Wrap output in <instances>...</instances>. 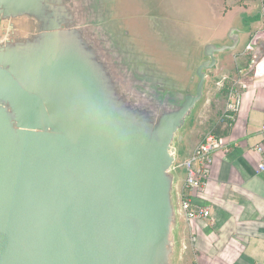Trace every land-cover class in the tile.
<instances>
[{
	"label": "water",
	"instance_id": "1",
	"mask_svg": "<svg viewBox=\"0 0 264 264\" xmlns=\"http://www.w3.org/2000/svg\"><path fill=\"white\" fill-rule=\"evenodd\" d=\"M114 5L0 0V264H177L178 144L241 29L180 88Z\"/></svg>",
	"mask_w": 264,
	"mask_h": 264
},
{
	"label": "crops",
	"instance_id": "2",
	"mask_svg": "<svg viewBox=\"0 0 264 264\" xmlns=\"http://www.w3.org/2000/svg\"><path fill=\"white\" fill-rule=\"evenodd\" d=\"M117 2L123 17L117 19L126 24L139 50L171 76L189 83L204 46L227 43L230 29H241L238 47L218 54L216 67L208 72L207 120L226 147L215 153L209 181L195 195L211 216L192 222L181 219L180 254L187 264L264 261V172L258 171L262 155L255 149L264 145V0ZM233 78L238 79L243 104L230 125L220 120L227 102L221 89Z\"/></svg>",
	"mask_w": 264,
	"mask_h": 264
},
{
	"label": "built area",
	"instance_id": "3",
	"mask_svg": "<svg viewBox=\"0 0 264 264\" xmlns=\"http://www.w3.org/2000/svg\"><path fill=\"white\" fill-rule=\"evenodd\" d=\"M237 81L238 79L236 78L230 79L227 102L220 116L221 121L230 125L237 121L243 104V95L238 88ZM261 131L264 135V125ZM225 147L226 144L223 138L217 136L214 130L211 129L193 146L192 151L182 163V166L185 167L186 175L181 188L180 212L189 222L211 216L210 208L197 203L195 195L197 190L201 189L209 181L215 153ZM255 149L262 155L258 171L264 172V145H256ZM256 264H264V261Z\"/></svg>",
	"mask_w": 264,
	"mask_h": 264
},
{
	"label": "rangeland",
	"instance_id": "4",
	"mask_svg": "<svg viewBox=\"0 0 264 264\" xmlns=\"http://www.w3.org/2000/svg\"><path fill=\"white\" fill-rule=\"evenodd\" d=\"M119 0H115V5L112 7L113 9V15L115 17L118 18V16H120L121 18H123L121 16V10H120V4L117 2ZM122 23V22H121ZM125 23H122L121 26H123L124 28H126ZM182 74H186V71L182 68L180 69ZM181 82L179 86L180 88H183V83H185L184 77H180ZM187 80V79H185ZM187 90V89H182ZM206 101L198 108L197 112L195 113L193 119L190 121V123L186 126L185 128V132H184V142L179 143L178 144V159L177 162H181L183 159L184 154L187 152V149L190 146H194L197 144V142H199L204 136L205 134L208 132L209 129L212 128V122L208 121L209 118L208 114L206 112V107H205ZM208 119V120H207ZM178 173V184L179 186L182 184L183 179H184V173L181 170H176ZM187 259L186 256L184 254H180L179 258L177 260V264H187Z\"/></svg>",
	"mask_w": 264,
	"mask_h": 264
},
{
	"label": "trees",
	"instance_id": "5",
	"mask_svg": "<svg viewBox=\"0 0 264 264\" xmlns=\"http://www.w3.org/2000/svg\"><path fill=\"white\" fill-rule=\"evenodd\" d=\"M229 85H230V79L226 80L224 86H223L222 89H221V92L224 93V94H226L227 91H228ZM216 129H217V128H216ZM216 129H215V133L217 134L218 132H217Z\"/></svg>",
	"mask_w": 264,
	"mask_h": 264
}]
</instances>
